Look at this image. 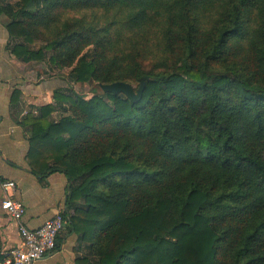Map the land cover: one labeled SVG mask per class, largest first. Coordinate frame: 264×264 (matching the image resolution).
<instances>
[{
    "label": "trees",
    "instance_id": "16d2710c",
    "mask_svg": "<svg viewBox=\"0 0 264 264\" xmlns=\"http://www.w3.org/2000/svg\"><path fill=\"white\" fill-rule=\"evenodd\" d=\"M0 15L22 41L9 53L68 67L69 87L142 86L135 102L66 89L68 113L24 120L33 175L66 178L77 264H264V0H18Z\"/></svg>",
    "mask_w": 264,
    "mask_h": 264
},
{
    "label": "crops",
    "instance_id": "0c3cea01",
    "mask_svg": "<svg viewBox=\"0 0 264 264\" xmlns=\"http://www.w3.org/2000/svg\"><path fill=\"white\" fill-rule=\"evenodd\" d=\"M16 2L0 0V4ZM9 22L0 15V177L15 182V189L8 190V194L23 203L25 226L37 228L63 210L67 182L60 173H53L42 182L33 175L28 164L31 132L24 120L27 115L39 116L43 105L55 102L60 92L70 88L68 71L52 68L47 61L23 62L13 57L9 48L22 41L9 36ZM1 195L0 192V199ZM18 242L16 223L0 209V252ZM57 243L53 253L34 264H77V258L84 256L77 235L69 233L67 226Z\"/></svg>",
    "mask_w": 264,
    "mask_h": 264
},
{
    "label": "built area",
    "instance_id": "2783aa9c",
    "mask_svg": "<svg viewBox=\"0 0 264 264\" xmlns=\"http://www.w3.org/2000/svg\"><path fill=\"white\" fill-rule=\"evenodd\" d=\"M15 182L0 177V209L17 225L19 242L0 252V264H34L53 253L57 248V238L65 228L63 210L47 219L37 228H28L22 219L25 214L23 203L8 190L15 189Z\"/></svg>",
    "mask_w": 264,
    "mask_h": 264
},
{
    "label": "rangeland",
    "instance_id": "374dc122",
    "mask_svg": "<svg viewBox=\"0 0 264 264\" xmlns=\"http://www.w3.org/2000/svg\"><path fill=\"white\" fill-rule=\"evenodd\" d=\"M7 1L13 3L15 0H7ZM40 45H41L40 43L35 42L32 44V47H38ZM60 70H62V71L64 70L63 72L65 73L66 71L69 70V68L64 67ZM132 87L134 88V92H136L137 87L135 85H132ZM94 88H96V85L94 83H88V84H82V85L81 84H74V85L72 84L71 87L68 89V91L69 92L71 91L72 95L77 94V95H81V96L85 97L86 99H88L94 94L92 91V89H94ZM96 93L102 94L103 91L100 89V87H97ZM56 103H57V100L55 102L49 104L51 107H53L55 104V109L53 111H51L50 117L48 116L49 119H52L54 121L58 120L61 117V115H65L66 113H68V111L67 112L63 111V109L60 108L59 106H57ZM60 105L64 108H67V109L69 108L68 102L67 103L64 102L63 104H60ZM75 183H77V182H75Z\"/></svg>",
    "mask_w": 264,
    "mask_h": 264
},
{
    "label": "water",
    "instance_id": "95a60500",
    "mask_svg": "<svg viewBox=\"0 0 264 264\" xmlns=\"http://www.w3.org/2000/svg\"><path fill=\"white\" fill-rule=\"evenodd\" d=\"M99 87L104 93L123 94L132 102H135L139 99L142 91V86H140V88H137V91L134 92L132 84L123 81H116L109 84H100Z\"/></svg>",
    "mask_w": 264,
    "mask_h": 264
}]
</instances>
